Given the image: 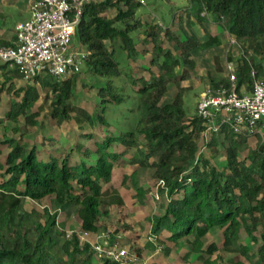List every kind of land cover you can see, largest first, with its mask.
<instances>
[{"label":"trees","instance_id":"obj_1","mask_svg":"<svg viewBox=\"0 0 264 264\" xmlns=\"http://www.w3.org/2000/svg\"><path fill=\"white\" fill-rule=\"evenodd\" d=\"M194 2L197 7L192 13L201 25L212 22L240 42L245 52L260 53L259 61L252 62L244 54L234 58L228 52L238 91L251 90V67L259 75L264 73V0ZM141 6L137 0H89L85 4L74 38L78 49L87 53L83 73L104 82L96 92L100 100L96 119L74 104L81 72L61 80L43 76L17 88L15 79L23 76L6 63L0 66L8 69L0 94L5 90L10 106L0 117V128L6 119L15 124L12 135L0 141V264H120L106 254L121 241L117 232L109 234L110 248H103L101 254L82 236L99 232L110 207L120 210L125 205L120 189L113 186L116 169L125 164L131 170L125 172L123 184L133 180L141 193L135 181L138 168L150 166L158 189L166 191L163 212L151 219L155 241L162 245L167 241L172 247L185 242L202 264H220L222 253L237 254L229 264H264V133L252 134L259 139L257 147L242 157L251 135L236 134L227 127L207 131L202 118L186 117L181 109L180 82L187 73L176 71L178 57L193 66L195 50L206 51L221 40L205 27L207 40H201L188 21L180 24V33L143 23L136 17ZM110 12L115 14L110 16ZM142 35L144 52L150 56L148 77L129 72L130 64L142 57L143 50L138 49ZM167 42L176 44L177 54L166 48ZM10 45L0 38V47ZM123 58L129 60L125 69ZM171 84L178 92L173 102L163 104ZM213 86H229V81L222 79ZM113 109L131 113L124 118L128 129L111 131L108 115ZM39 119L74 122L83 140L94 141V148L80 142L68 149L59 147L55 137L39 139L30 129ZM22 120L26 126L20 128ZM95 120H99L98 127H108L109 133L100 138L85 133L87 127H95ZM224 143L226 163L218 167L212 160ZM203 145L210 157L202 153ZM72 212H78L81 226L68 235L60 219ZM215 228L221 231L219 242L206 245L204 238ZM127 244L123 246L140 253L132 240ZM170 252L171 247H165V254Z\"/></svg>","mask_w":264,"mask_h":264},{"label":"rangeland","instance_id":"obj_2","mask_svg":"<svg viewBox=\"0 0 264 264\" xmlns=\"http://www.w3.org/2000/svg\"><path fill=\"white\" fill-rule=\"evenodd\" d=\"M32 1L33 0H0V38H6L15 30L17 23L26 21L29 14L28 11L24 10L31 6ZM191 1L192 0H146V3L138 8L136 12L137 19L141 20L143 23H157L163 29L171 28L175 32L180 33L182 30L180 24L185 25L188 21L191 25V31L201 40H207L204 27L207 28L211 35L218 36L221 40L219 46L211 47L206 51L195 50L192 57L195 63L193 66L184 63L180 57L176 55L179 62L176 71L179 74L182 72L187 73L185 79H182L180 82L183 88V104L181 105V109L186 117L197 115L198 103L203 93L213 89L214 82H219L222 79L229 80L231 72L228 70V66L234 62L228 60L229 51L234 58L244 54L247 60L252 62H257L260 59L259 52L251 50L245 52L240 42L216 24L211 22L201 25L197 21L196 16L192 13V10L197 7L196 2H194L195 0ZM113 14H115V12H110V16ZM182 35L184 36V34ZM134 36L138 37V34L135 33ZM143 38V35L139 36L140 40L138 43V49L143 50L142 57L136 64H130L132 70H129V72L134 73L136 76L144 75L148 77L150 56L148 53L144 52L145 47L141 41ZM73 45L75 48L80 47L76 38L73 40ZM165 46L177 54V46L174 42H167ZM125 58L121 60L124 69L128 67L127 62H129V60L127 61ZM3 64L4 62L0 59V66ZM133 69L137 70L133 72ZM7 70L8 69L5 68L2 70L0 69V85L5 81L4 72ZM84 70L85 65L82 67L80 78L75 89L74 104L85 108L89 113L93 114L96 119L100 104L96 92L98 88L104 86V82L99 81V79L93 75L84 74ZM232 73H236V70ZM25 83L27 82L24 79H15V86L17 88L22 87ZM177 92L178 88L171 84L162 103L167 104L173 102ZM37 106L38 104L32 108L31 112H34ZM9 108L8 97L4 90V92L0 94L1 118L6 115ZM124 110L126 109H113V111H110L108 120L113 126L111 131L119 132L120 130H125L130 127L127 119L124 120V118L131 115V113H125ZM95 122V127H87L85 133L95 134L98 138L109 133L108 127H98L99 120H95ZM4 124L5 125L0 128V141L4 140L6 136L12 135L11 130L15 125L8 119L5 120ZM23 126H26L24 120L19 124L20 128H23ZM30 129L38 135L39 139L42 136L57 138L59 140V147H66L68 149L76 148L77 144L85 142L87 146L94 148V141L91 139L83 140L80 135L81 130L74 122L60 124L58 120L55 119H45L44 122L39 119V123ZM219 138L223 140V135H219ZM249 138V144L244 149V152L241 153L242 157H245L248 151L257 147L259 139L253 135ZM262 139L264 140L263 137ZM226 145V143L220 144L218 157L212 160L218 167L226 163ZM202 153L208 157L212 155L210 150L204 145L202 147ZM125 165L124 167L120 166L116 169L115 178L113 180V186L120 189L125 205L122 206L120 210L115 207H110V214L103 217L101 223L102 228H100L99 232L95 234H84L82 236V241H89L94 246L100 245L102 249L108 250L110 248L109 234L117 232V237L121 240L119 241L120 249L129 252L130 256H136L138 258L135 262L136 264H202L198 255L189 253L192 250L191 245L184 242L180 243L177 247H172V244L167 241L163 242L164 244L162 245L155 241L154 237H151V219L163 212L161 205L167 204L168 202L166 191L158 189L153 179L154 169L150 166L138 168L135 181H137L138 186L142 189L141 193L137 190L133 180H128L123 184L125 172L131 170V168ZM43 204L45 203L39 204L37 208L41 209ZM31 206L30 204V207ZM60 220L66 225V232L68 235L73 231L78 232L80 230L81 219L78 212L63 215ZM220 236L221 231L215 228L204 238V241L207 243L206 245L212 241L219 242ZM130 240L141 248L140 253L130 250L129 247L123 246H128L127 242ZM63 241L64 239H61V242ZM165 247H171L169 255L165 254ZM222 256L224 260L220 264H229V261L234 260L237 254L222 253ZM242 261H246V259L242 258Z\"/></svg>","mask_w":264,"mask_h":264},{"label":"built area","instance_id":"obj_3","mask_svg":"<svg viewBox=\"0 0 264 264\" xmlns=\"http://www.w3.org/2000/svg\"><path fill=\"white\" fill-rule=\"evenodd\" d=\"M88 1L35 0L31 17L15 27L13 45L0 47V59L30 84L43 76L61 80L81 72L87 53L75 48L73 40ZM137 1L142 5L146 3V0ZM228 70L231 72L229 86L203 93L197 116L205 121L207 131L219 132L227 127L236 134L264 133V73L259 75L257 69L251 67L253 82L246 94L242 93L244 87L238 91L233 63ZM119 246L116 242L115 248L106 252L107 257L120 264H136L138 258L119 250ZM94 249L104 253L98 245Z\"/></svg>","mask_w":264,"mask_h":264},{"label":"crops","instance_id":"obj_4","mask_svg":"<svg viewBox=\"0 0 264 264\" xmlns=\"http://www.w3.org/2000/svg\"><path fill=\"white\" fill-rule=\"evenodd\" d=\"M35 0H33L32 1V4H33V2H34ZM32 4H31V6H32ZM31 6L29 7V8H27L26 10H24V11H28V14H29V16H28V18L27 19H29L30 17H31ZM26 19V20H27ZM23 22V21H22ZM20 23V22H19ZM18 24V23H17ZM17 26V25H16ZM6 39L8 40V41H10V42H12V44H13V42H14V40H15V30L11 33V34H9L7 37H6ZM249 89L246 87V88H243L242 89V93H249Z\"/></svg>","mask_w":264,"mask_h":264}]
</instances>
